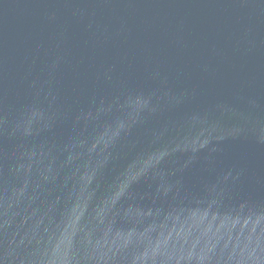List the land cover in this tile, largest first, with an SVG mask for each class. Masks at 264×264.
<instances>
[{
    "label": "water",
    "instance_id": "1",
    "mask_svg": "<svg viewBox=\"0 0 264 264\" xmlns=\"http://www.w3.org/2000/svg\"><path fill=\"white\" fill-rule=\"evenodd\" d=\"M0 264H264V0H0Z\"/></svg>",
    "mask_w": 264,
    "mask_h": 264
}]
</instances>
